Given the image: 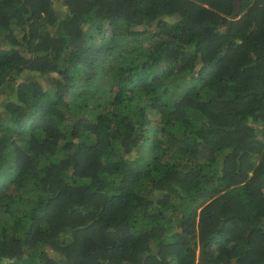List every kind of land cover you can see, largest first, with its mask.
<instances>
[{"label":"trees","instance_id":"1","mask_svg":"<svg viewBox=\"0 0 264 264\" xmlns=\"http://www.w3.org/2000/svg\"><path fill=\"white\" fill-rule=\"evenodd\" d=\"M0 264H264V0H0Z\"/></svg>","mask_w":264,"mask_h":264},{"label":"water","instance_id":"2","mask_svg":"<svg viewBox=\"0 0 264 264\" xmlns=\"http://www.w3.org/2000/svg\"><path fill=\"white\" fill-rule=\"evenodd\" d=\"M238 9H239V5L237 4V5H236V9H235L233 15L236 14V13L238 12Z\"/></svg>","mask_w":264,"mask_h":264}]
</instances>
